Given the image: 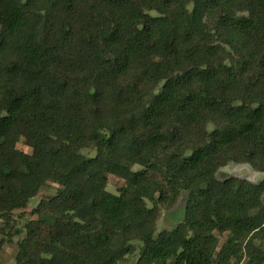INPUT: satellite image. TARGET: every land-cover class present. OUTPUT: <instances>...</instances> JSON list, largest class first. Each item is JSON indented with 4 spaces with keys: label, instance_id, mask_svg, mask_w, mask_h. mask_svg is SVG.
<instances>
[{
    "label": "trees",
    "instance_id": "1",
    "mask_svg": "<svg viewBox=\"0 0 264 264\" xmlns=\"http://www.w3.org/2000/svg\"><path fill=\"white\" fill-rule=\"evenodd\" d=\"M231 163L264 172V0H0V251L19 237L17 264H264V181L219 180Z\"/></svg>",
    "mask_w": 264,
    "mask_h": 264
},
{
    "label": "rangeland",
    "instance_id": "2",
    "mask_svg": "<svg viewBox=\"0 0 264 264\" xmlns=\"http://www.w3.org/2000/svg\"><path fill=\"white\" fill-rule=\"evenodd\" d=\"M17 148L26 152L31 153V149L25 144L22 139L18 144ZM136 170L137 167H134ZM239 177L243 179L250 180L254 183H260L264 181V172L255 171L248 164H234L231 163L228 166L221 168L217 173V178L219 180H225L229 177ZM124 186V180L116 177L109 176L107 190L113 194H118V189ZM57 185L53 183H48L39 194L29 203L28 207L23 210H17L14 212L13 226L16 229L23 230L25 224L36 218L32 216L31 211L35 208L42 199L56 195ZM187 195L182 193L178 198L177 202L172 208L163 209L161 218L158 222V231L163 229L174 228L183 218V213L185 209ZM1 223V221H0ZM221 242L226 239V234L220 235ZM19 237H15L12 243H7L4 245L3 249L0 251V264H17L15 258L18 253L17 241ZM138 258V253L135 255L128 256L124 262L121 264H134Z\"/></svg>",
    "mask_w": 264,
    "mask_h": 264
}]
</instances>
